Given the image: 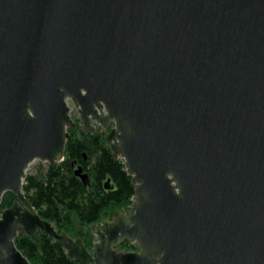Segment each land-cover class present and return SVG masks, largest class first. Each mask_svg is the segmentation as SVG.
Wrapping results in <instances>:
<instances>
[{
    "label": "water",
    "instance_id": "water-1",
    "mask_svg": "<svg viewBox=\"0 0 264 264\" xmlns=\"http://www.w3.org/2000/svg\"><path fill=\"white\" fill-rule=\"evenodd\" d=\"M72 107L135 186L91 250L24 191L33 163L65 161ZM9 193L0 264H32L16 240L38 233L82 264H264V0H0Z\"/></svg>",
    "mask_w": 264,
    "mask_h": 264
},
{
    "label": "trees",
    "instance_id": "trees-1",
    "mask_svg": "<svg viewBox=\"0 0 264 264\" xmlns=\"http://www.w3.org/2000/svg\"><path fill=\"white\" fill-rule=\"evenodd\" d=\"M70 132L73 139L67 144L65 161L41 165L30 172L24 191L41 217L60 234L82 239L91 250V226L112 219L131 205L135 186L124 161L114 159L102 134H87L79 124ZM79 167L89 176L87 184L75 174ZM15 200L14 195L7 194L0 210L11 207ZM16 245L32 264H82L71 260L58 241L42 233L33 238L20 236ZM120 249L136 251L138 247L127 241Z\"/></svg>",
    "mask_w": 264,
    "mask_h": 264
},
{
    "label": "rangeland",
    "instance_id": "rangeland-1",
    "mask_svg": "<svg viewBox=\"0 0 264 264\" xmlns=\"http://www.w3.org/2000/svg\"><path fill=\"white\" fill-rule=\"evenodd\" d=\"M72 117H73V119L81 126V120H80V116H79V113H78V110L74 107L73 108V112H72ZM41 165H44V166H46L47 164L46 163H42V162H40V161H36L35 163H33L32 165H31V167H30V169H29V173L30 172H33L34 170H36V168L37 167H39V166H41ZM5 208H7V207H3L0 211H3V210H5ZM124 212V209L123 210H121V211H118V212H116V213H123ZM115 215V214H114ZM113 219H114V216H113V218L112 219H106L104 222H110V221H113Z\"/></svg>",
    "mask_w": 264,
    "mask_h": 264
},
{
    "label": "flooded vegetation",
    "instance_id": "flooded-vegetation-1",
    "mask_svg": "<svg viewBox=\"0 0 264 264\" xmlns=\"http://www.w3.org/2000/svg\"><path fill=\"white\" fill-rule=\"evenodd\" d=\"M111 222V221H110ZM91 238H92V231H91ZM92 243H93V238H92Z\"/></svg>",
    "mask_w": 264,
    "mask_h": 264
},
{
    "label": "bare ground",
    "instance_id": "bare-ground-1",
    "mask_svg": "<svg viewBox=\"0 0 264 264\" xmlns=\"http://www.w3.org/2000/svg\"><path fill=\"white\" fill-rule=\"evenodd\" d=\"M74 107H72V110H73ZM71 115H72V111H71Z\"/></svg>",
    "mask_w": 264,
    "mask_h": 264
},
{
    "label": "built area",
    "instance_id": "built-area-1",
    "mask_svg": "<svg viewBox=\"0 0 264 264\" xmlns=\"http://www.w3.org/2000/svg\"><path fill=\"white\" fill-rule=\"evenodd\" d=\"M72 112H73V110H72Z\"/></svg>",
    "mask_w": 264,
    "mask_h": 264
}]
</instances>
